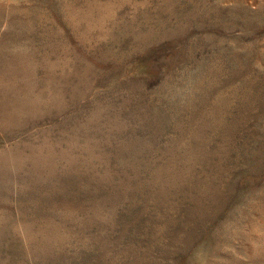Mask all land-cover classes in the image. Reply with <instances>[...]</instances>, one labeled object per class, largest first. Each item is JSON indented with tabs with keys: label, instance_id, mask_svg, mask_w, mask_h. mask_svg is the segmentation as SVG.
Listing matches in <instances>:
<instances>
[{
	"label": "rangeland",
	"instance_id": "374dc122",
	"mask_svg": "<svg viewBox=\"0 0 264 264\" xmlns=\"http://www.w3.org/2000/svg\"><path fill=\"white\" fill-rule=\"evenodd\" d=\"M0 264H264V0H0Z\"/></svg>",
	"mask_w": 264,
	"mask_h": 264
}]
</instances>
